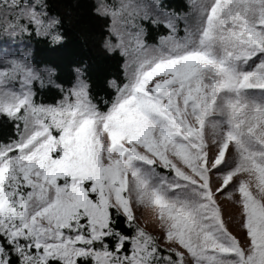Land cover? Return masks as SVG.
<instances>
[{
  "label": "snow or ice",
  "instance_id": "1",
  "mask_svg": "<svg viewBox=\"0 0 264 264\" xmlns=\"http://www.w3.org/2000/svg\"><path fill=\"white\" fill-rule=\"evenodd\" d=\"M90 14L121 68L105 95L80 67L65 85L27 50L0 57V264H264V0ZM63 23L0 0L13 41L62 42Z\"/></svg>",
  "mask_w": 264,
  "mask_h": 264
},
{
  "label": "trees",
  "instance_id": "2",
  "mask_svg": "<svg viewBox=\"0 0 264 264\" xmlns=\"http://www.w3.org/2000/svg\"><path fill=\"white\" fill-rule=\"evenodd\" d=\"M180 9L184 0H169ZM53 11L63 18L62 42L35 37L23 41H13L0 36V57L20 55L27 50L30 61L37 66L56 69L53 79L56 83L68 84L75 76V68L80 67L91 81L94 95H105L107 81L121 78L118 60L107 55L102 48V22L90 14L91 0H49ZM155 35V34H153ZM58 95L57 89L47 88L42 92L45 102H51ZM9 126L0 118V138L6 136Z\"/></svg>",
  "mask_w": 264,
  "mask_h": 264
},
{
  "label": "rangeland",
  "instance_id": "3",
  "mask_svg": "<svg viewBox=\"0 0 264 264\" xmlns=\"http://www.w3.org/2000/svg\"><path fill=\"white\" fill-rule=\"evenodd\" d=\"M142 214V223L144 222V221H148V223H149V230L151 231L152 229H151V220H150V216H149V214L146 212V211H142V213H138V215H141Z\"/></svg>",
  "mask_w": 264,
  "mask_h": 264
}]
</instances>
